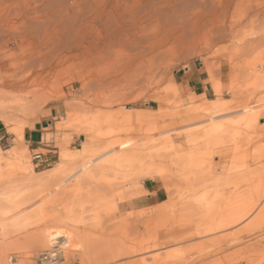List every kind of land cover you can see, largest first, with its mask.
Masks as SVG:
<instances>
[{
	"label": "rangeland",
	"instance_id": "rangeland-1",
	"mask_svg": "<svg viewBox=\"0 0 264 264\" xmlns=\"http://www.w3.org/2000/svg\"><path fill=\"white\" fill-rule=\"evenodd\" d=\"M59 30L58 25L52 27L51 42ZM200 38L193 48L187 49L188 55L170 58L167 70L100 68L115 72L112 87L83 89L76 81L79 72L89 78L98 69L72 68L71 62L59 65L45 88L46 101L40 103L36 114L24 118L28 119L24 123L30 125H22L21 142L10 132L14 126L9 128L0 122V172L18 168L10 151L22 143L29 154L27 166L43 178L32 184L29 175L18 169L20 176L15 184L0 180V193L8 192L22 201L19 216L17 212L8 216L0 211L4 264H47L43 254L54 250L59 252L53 264L261 262L264 68L225 67L227 59L214 53L218 51L216 47L208 50ZM205 48L213 68H205L195 55ZM55 52L56 49L49 51L46 58ZM190 67L202 72V96L188 95L177 85L179 76ZM216 86L221 88V95L215 92ZM110 95L114 96L112 106L107 104ZM218 99L228 103L229 110L214 112L212 106ZM97 114L111 115L115 120L109 125L111 128L107 126L98 134L88 126ZM41 122L47 129L40 140L25 139V134L35 131ZM91 140L95 147L92 145L90 152L83 153V145ZM115 153L154 157L152 164L157 165L162 176L143 178L146 165L144 169L117 167L111 161ZM38 154L42 155L41 161L34 160ZM94 158H100L107 174L104 178L94 171L96 176L86 181L80 175L82 167L93 166ZM147 179L157 182L164 201L137 208L133 201L146 194L141 189ZM104 186L108 191L95 193ZM204 191L208 192L205 199L201 197ZM236 199L255 205L250 216L230 228L205 234L210 228L223 225L222 220L230 214L227 203ZM126 223L131 229L126 230ZM54 236H62V240H54V247L44 246L43 242ZM140 243L150 248L148 252H135ZM107 246L124 248L104 256ZM126 247L132 248L131 254L125 253ZM61 252L66 257H60Z\"/></svg>",
	"mask_w": 264,
	"mask_h": 264
},
{
	"label": "bare ground",
	"instance_id": "bare-ground-1",
	"mask_svg": "<svg viewBox=\"0 0 264 264\" xmlns=\"http://www.w3.org/2000/svg\"><path fill=\"white\" fill-rule=\"evenodd\" d=\"M153 23L157 26L151 27ZM55 25L60 30L57 38L51 42L52 27ZM198 37L204 39L208 50L216 47L218 51L214 53L227 59L223 63L225 67L264 68V0H0V122L9 128L14 126L10 132L19 138L22 125L29 123H24L28 120L24 118L36 114L38 106L47 97L45 88L52 71L57 72L59 65L71 62L72 68L98 69L89 78L79 72L76 81L82 84L83 89L86 86L95 89L112 87L115 72L113 69L100 71V68L150 67L167 70L170 68L168 60L188 55L187 49L194 47ZM206 48L195 55L202 60L205 68H213L210 58H206ZM54 49L55 55L46 58L49 51ZM208 54L211 52L208 51ZM254 54V58L249 59ZM215 92L221 95V88L216 86ZM109 97L107 104L112 106L114 96ZM227 104L218 99L212 110L226 112L230 107ZM113 119L111 115L97 114L91 122L89 120L88 126L91 132L98 134L109 127L115 121ZM22 145L10 151L11 157L17 160L18 168L0 172V180L3 179L6 184L13 185L18 181V169L29 175L32 184L43 181L42 177L35 175L31 166H27L25 160L29 154ZM92 145V140L86 142L82 152H90ZM154 159L151 156L147 159L138 153H115L111 157L117 167L124 169H144L146 165L143 178L162 176L157 165L152 164ZM93 160L95 165L82 167L80 175L86 181L96 176L94 171L104 178L107 174L108 170L103 168L100 158ZM2 166L0 159V169ZM106 191L104 186L95 193ZM207 195L208 192L204 191L201 197L205 199ZM21 203L15 195L0 193L1 213L13 216L17 212L19 216ZM254 208L255 205L242 203L240 199L229 201L227 209L230 214L222 220L223 225L210 228L205 234L243 222ZM125 225L128 227L126 230L131 229L130 223ZM59 237L46 239L44 246L54 247V240L62 238ZM138 245L135 252L146 253L150 249L141 246V243ZM122 248L107 246L103 249V255L122 251ZM131 249L126 247L125 253L129 254ZM57 252L59 250L43 254L47 264H53ZM61 253L60 257L65 255V252ZM4 255V252H0V264H4ZM259 264H264V256Z\"/></svg>",
	"mask_w": 264,
	"mask_h": 264
},
{
	"label": "crops",
	"instance_id": "crops-1",
	"mask_svg": "<svg viewBox=\"0 0 264 264\" xmlns=\"http://www.w3.org/2000/svg\"><path fill=\"white\" fill-rule=\"evenodd\" d=\"M177 85L179 89L189 92L188 95H204V93H200V90L205 89L204 79L202 77L201 70L196 67H190L188 70H184L179 76ZM49 123L50 122L47 121V124ZM46 129L45 123L41 122L35 131L25 134V139L29 137L32 141L38 142L43 136V130ZM141 190L146 194L133 201V205L137 208L153 207L161 204L164 201V194L160 191L157 182L152 179L145 180L142 184ZM130 203L131 202H128V206H130Z\"/></svg>",
	"mask_w": 264,
	"mask_h": 264
},
{
	"label": "built area",
	"instance_id": "built-area-1",
	"mask_svg": "<svg viewBox=\"0 0 264 264\" xmlns=\"http://www.w3.org/2000/svg\"><path fill=\"white\" fill-rule=\"evenodd\" d=\"M34 160L41 161L42 160V155L41 154L35 155L34 156Z\"/></svg>",
	"mask_w": 264,
	"mask_h": 264
}]
</instances>
